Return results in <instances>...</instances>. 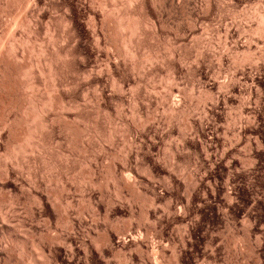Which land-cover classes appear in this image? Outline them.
<instances>
[{"label":"rangeland","instance_id":"obj_1","mask_svg":"<svg viewBox=\"0 0 264 264\" xmlns=\"http://www.w3.org/2000/svg\"><path fill=\"white\" fill-rule=\"evenodd\" d=\"M30 1H32V3ZM35 1H37V4H35ZM118 1L117 2L123 7L122 9H128L126 8L128 7V4L126 5L128 2L127 0ZM189 1H191V8L189 7L188 9L187 7L190 5H186V0H174V10L167 8L165 15L163 12H160L161 14L157 12L161 11V9L156 6L159 4L156 3L158 0H143V3H147L145 5L147 7L149 6L151 16L149 22L151 25H148V28L146 26L145 33L142 35V37L144 36L143 38L140 35L142 32H139L141 39H138L139 36L137 34L136 36L138 37H134L133 40L138 39L141 41L140 44L138 43L141 45L140 48L138 45L139 52L141 51L140 55L144 53L143 56L147 58L146 55L151 54L149 56L153 57L152 55L155 56L157 52L160 56L166 57V59L160 60L153 57L156 60L154 61L153 59L151 63V58H148L146 62L143 61V56L137 58L139 59L138 61L136 59L135 62L131 60V57L128 56L129 53L127 52L129 50L127 48L131 49L130 47H133L136 43L132 45L130 41H127L128 39H126L127 42L124 43L123 41L126 36L125 38L121 36L124 38L123 41L121 37L120 40L119 38L117 39V46L119 48L116 50L109 49L110 51H107V49L110 48L107 46H103L105 49L101 47L99 50L95 44L96 40H94L87 31V23L89 24L87 10L91 3L93 6L96 4V2L94 4V0H29V5H32L34 8L32 11L31 6H29L31 12L29 8L28 10L32 13L31 15L34 14V21L36 18L34 24L36 25L38 22L36 25L37 28L33 24L37 33L30 30L31 28L29 26L27 27L25 23H22L23 21L21 22V15L23 14L19 15V12L23 13L25 11L20 10L19 7L11 3L9 4L10 0H0V50H2V48H10L8 42H13L14 37V39H19L24 43H22L21 48L17 51V58H15L16 56L14 58L12 57L14 62L12 60V62H10L11 64L15 62V64H17L18 62L20 67L22 64L34 68V63L39 57V52L37 53L38 48L41 46L43 48L47 47L44 49L47 50V52H51H48V54L46 52L48 58L50 57V60L56 62L54 64L56 66L59 61L58 66L60 65V67H55L60 71L59 76L63 75L61 80L63 82L67 81L64 83L65 85L66 83L69 85L68 90L66 88V92H64V97L67 101L69 100V102H71V99L72 102L73 100L80 101L83 94L87 92V88H91L92 85L97 83L96 81H98V78L96 77L98 70L99 72L102 71L101 74L105 78H99V80H101V82L99 81V83H101L99 85L100 88L102 87V90H106L103 91L106 93L104 94V101H106L102 104H104L103 108L106 107L105 109L108 112L110 109V112L108 113L102 108L103 112L101 110L102 113L99 114L100 121H98V129L106 135H109V132L114 126L116 127H114V129H117L116 132H114L115 141H113L111 149L109 148L111 143L109 144V141H107V150L101 151V157L99 155L101 160L99 159L98 161L101 163H98L99 165L97 168L99 167L98 170L100 169L99 171H102V174H100L102 176V181L106 178L103 179V177L107 175L110 162L109 158L112 152L118 154H116L118 160L127 156L130 158V164L126 167L123 163L124 167L120 163L123 160H120V162L117 161L120 164L117 163V167L119 168H116L117 174L120 172L118 175L120 178L118 177V179L123 181L122 183L118 180L119 183L123 185L121 192L116 189V186L114 187L111 181L109 183L106 180L103 181L102 183L104 184L96 186L97 189L95 187H90L88 189L86 185L88 191L86 203L88 205L85 204L89 210L88 202L91 201V211L89 210V213L86 209V217L84 216V218L79 219L81 217H77L79 216L77 215L78 213H76L77 210L73 208L74 210H72L74 212L71 210V214L73 213L71 216L72 219L74 218L75 228L68 229L57 219H53L51 223L44 221L43 216L40 217L44 212L42 211L43 213L39 214L37 203L33 201L34 198L32 197L31 199L29 198V201H31L30 203L33 206L32 209H35L37 222L36 220L34 221V219L33 221L35 224L37 223V227L31 224L26 225L22 222L30 216L28 205H23L24 200H22L21 206L18 205L15 207V209L17 208L16 211L14 210L15 212L13 209H10V199H14L15 192L20 194L18 188H23L26 193H29L28 189L30 188L27 184V170L23 171V168L20 166L21 169L17 167L15 162L22 163L23 157L19 155V158H16L15 156L16 160L11 157L10 160L15 162L16 165L14 162L13 164L16 168L14 167L12 171L14 174L11 173L13 177L10 178V181L7 183L8 185L2 182V179L5 178L3 173L5 169L0 167V246L8 251H10L11 248L15 249L14 255H11L12 260L10 264H33L35 261H33L34 258L32 259L31 251H38L41 246H48L49 243H51L50 239H53L55 236H60L67 240L64 242H62L63 240L58 241L62 243H60L59 246L56 245V247L62 251V254L65 253L66 250L67 256H70L72 247H69L74 244L72 250H76L75 253L77 258H82L83 254L80 249H82V247L84 248L85 244L93 243V240H96L101 231L104 232V230L108 229L110 231H119L115 239L114 248L117 252L119 251L118 249L121 251L118 253L114 251L112 253L111 249H105V258L111 260L109 264H132V262L133 264H156V258L160 255L155 254L157 251L156 248L153 247H155V245H163L165 242L166 243L163 245L165 247L163 251L164 256L166 255L165 258H163L164 264H175L176 261H179L181 264H204L203 262L206 261L208 262L205 264H264V31H255L261 22V17L258 14L264 12V0L261 2L257 0H216L215 9L213 8L214 10L212 9L209 14H205L207 18L204 17V11L206 9L203 2L205 0ZM195 2H197V4ZM258 3H260V5ZM132 4L133 7H135V2L133 3L132 1ZM155 6L159 9H157V13L155 12ZM37 7L39 8L37 9ZM84 7H86V9ZM138 8L139 7L136 6L131 9L142 12L141 9ZM190 10L193 13H191ZM162 13L165 16H163ZM199 14L201 15L199 18L200 20L198 19L200 16ZM196 18L200 22L202 20L201 18H204L205 21L202 20L200 23ZM37 19L40 20L37 21ZM192 22L194 23L193 25ZM154 25H156V27ZM191 25L192 27L195 25L197 30H200L195 32L194 35H197L196 37H194L193 34L190 35V38L193 36L194 39L192 40L194 41L188 37L191 32L189 31ZM227 26H229L228 28L231 27V30L234 28V30H232L234 38L232 36H229L230 38L227 36ZM185 31L186 33H184ZM198 32L199 36L197 34ZM187 33L189 39L185 37ZM106 36L104 40L108 42L110 37H108V35ZM64 37H66L65 40H67L65 44L62 39ZM126 43L130 45L127 47ZM199 44L205 47H200L202 50L204 49L203 52L199 51V46H201ZM248 46H251L252 54L249 53ZM30 51L33 52L30 53ZM57 52L59 54L61 53L62 56L69 54V56H67L68 59L65 58V61L63 59L64 57L61 55L59 56ZM107 52L109 54H107ZM110 53L112 55H110ZM170 53H174L176 57L170 58ZM34 54L35 56H33ZM106 54L109 55L111 59H109ZM245 54H256V56H258V61L240 64L242 60L239 59V61L238 58L242 59ZM60 57L62 58L60 59ZM221 57H223V63L220 61ZM57 59L60 60L57 61ZM29 63H33L32 66ZM132 63L137 66L134 65L133 67ZM9 64H7V68H9ZM108 65L112 67L110 72L108 70L109 67H107ZM25 67L24 70L27 69V67ZM12 70L13 65L12 69H9V71L12 72ZM88 71L91 73H88ZM172 71L175 72V76ZM87 74H91L92 78L90 80L86 79ZM172 75L178 80L177 83L172 81ZM112 76L116 77L121 86H124V91L128 88L125 91L128 97L130 96V93L128 94V92H130V87L132 88L130 90H134L133 86L140 82L143 83L142 87L148 86V93L151 92L148 97H151L154 92H156L153 96H157L159 99L165 97V93L166 96L169 95V91H176L180 97L175 96L177 95L176 93L173 96L175 100L178 98L180 99V109L182 108L183 114L181 111L180 113L182 115L180 114V117L178 116V118L172 119L169 116L170 114L168 115L169 112L167 113L166 108L171 102H175L173 97L167 100L170 102L167 105L165 104L167 101L162 102L160 99L158 101L157 97H155L156 100L151 101L154 98L151 97L152 99H150V101L146 99L149 103L144 99L143 101L148 104L146 105L145 102L143 103L142 101L141 104L137 106L138 109L136 105L134 106L126 100L125 107H123V110H120L122 115L120 113L117 115V111H119L118 107L120 108V101L116 97H114V99L111 96V84H113ZM44 78H46V80H44L45 82L50 83L47 77ZM0 80L1 86V74ZM47 83H43L42 86L44 87ZM154 84L156 85V91H154V89L153 92L151 88L154 87ZM104 86L105 89H103ZM43 87L41 88V94L44 93L43 95L45 96L49 95L46 91L47 85ZM157 90L159 92H157ZM208 90L214 91V93ZM141 92V96L146 97V95H148L145 90ZM158 95H160V97ZM7 97H9V95H7ZM7 97L5 92L0 91V135L3 134L0 138V162L12 164L11 161L8 160L9 158H6L7 154H5V146H8L7 144L9 143V126H6L8 124L6 121L9 111H5V107L4 110H1V108L3 109V105L6 106V104L3 103H7V100H5V98L8 99ZM184 98L185 100H183ZM111 99H114V101H111ZM171 99L174 102L171 101ZM115 100L118 101L116 102ZM22 102L21 103L25 106V102L23 100ZM115 102H119L118 106ZM215 102L217 104H215ZM162 103L165 105H162ZM16 111L17 110H14L10 116L13 117L17 112V114L20 113ZM87 112H89V116ZM90 112L91 111H86L87 114L84 112L85 115L83 113L85 116L84 118L82 115L84 121H82L81 118H75V120L79 119L82 124H92L93 126V123H95V114H93V111ZM150 114L151 116H155L156 119L158 118L157 121L154 119V122L152 119H149L148 115ZM71 117L73 119V114ZM139 117H142L143 120L147 119L148 121H145L146 127L136 130V128L131 125V122L134 119L138 121L137 119H139ZM89 118L90 120H88ZM188 118L190 121L192 120V124L194 123L193 125L196 127L193 129L194 131H190L189 126H186L188 127L187 130L184 125V123H186V125L187 123H191ZM127 125L130 126V129ZM125 126L127 127L125 128ZM127 129L130 130L129 133L133 141H131V138H128L129 140L126 139ZM53 132L51 133L53 134V138L50 136L52 140L49 143V158L52 163L55 164L56 162L55 165L58 167L56 173L65 174V170L67 169L68 171L69 169V174L72 172L76 174V170H80L78 168L80 167L79 164L81 165V163L85 161H83L80 152L78 153L75 151L79 150V143L71 141L69 142L71 144H69L68 141L70 140L67 139L69 136L66 135L67 133L63 128L56 127ZM183 133L186 136H184ZM182 135L184 137H182ZM94 141L95 140H93L91 145L93 153L99 149V143L97 141L95 143ZM93 146L96 150L93 149ZM173 152H176L174 155L176 156L175 158L172 155ZM76 153L78 154L76 155ZM65 155L70 157L68 165H71L68 166V168H66L65 164ZM93 165H95V163H93ZM73 166H77L76 169ZM120 168H122V170ZM84 169L86 170L87 167ZM194 169L197 171V179L199 181L197 184L198 187H196L190 199L189 191L187 190L191 189L192 186L190 185L192 184L187 180V175ZM88 170L89 168L86 172ZM63 171L64 173H61ZM123 171L125 172L123 173ZM169 171H171V173ZM78 173L80 174V172ZM124 174L130 176L128 177V181H126V176V180H124L129 182L130 185L136 186L133 187L135 189H133L129 183L124 185ZM78 176L80 177V175ZM44 183H46V181L41 183L42 188H45L46 184L44 185ZM78 184V181L72 183V185L76 187ZM186 185H189V188ZM51 186L53 188L56 187L55 183H51ZM75 186H73V192L77 194L78 192H76ZM78 196L79 194L75 196V207L77 205L76 198H78ZM88 199H90V201ZM93 208H95V210ZM92 210L97 211L100 218L98 217L96 218L97 220H95L92 215ZM146 210L149 213L153 211L150 214L151 216L148 215L150 219L152 218L151 220L147 218L148 216L145 217L144 213L147 212ZM14 213L17 214L15 215ZM98 220L100 221L98 222ZM163 231L165 233H163ZM177 235L183 237L184 241L178 242L174 247L173 243L169 241V238L172 236L171 238L177 239V237H179ZM141 237L145 239L144 242L150 243H148L150 247V249H148L147 243L145 244L143 242V249L145 251L143 252L145 254L143 252V254H141L144 255V259L143 256L141 257L139 253L140 250L137 247V245L139 246L138 241H140L137 239ZM162 237L164 239H162ZM132 241H137V245L136 243L134 244V242L132 244ZM137 249L138 252H135ZM22 250L23 256L20 255ZM174 251L175 255L177 254L176 256H174ZM130 256L132 259L129 261ZM140 257L142 260H140ZM204 257L206 261L203 260ZM40 260H42L41 257ZM105 261L107 262V260ZM100 264L107 263L100 262Z\"/></svg>","mask_w":264,"mask_h":264},{"label":"bare ground","instance_id":"obj_2","mask_svg":"<svg viewBox=\"0 0 264 264\" xmlns=\"http://www.w3.org/2000/svg\"><path fill=\"white\" fill-rule=\"evenodd\" d=\"M118 0H94V4H95V2H96V6L94 5L93 6V4L91 3L90 4V6H88V16L87 17H89L88 19H89V24L87 23V25H88V27H87V31L89 32V34L91 35V37H93L94 38V40H96V45H97V47L99 48V50L101 49V47H105V46H107V47H110V48H108L107 49V51H110L109 49H114V50H116L117 48H119L118 46H117V39L119 38V40H120V37L121 36H124V38H125V36H126V38L124 39L123 37H121V39H122V41H123V39H124V43L125 42H131L132 43V45H134L135 43H136V45H134L133 47L131 46L130 48L131 49H129V48H127L128 50H125V51H128L127 53H129V55L128 56H130L131 57V60L133 61L134 60V62H135V59L138 61L139 59H137V58H139V57H141V56H143L144 55V53L143 54H141L140 55V53H141V51L139 52V48H140V46L141 45H139L140 43H141V41H139L141 38H140V36H139V32H142V34H140L141 35V37H142V35L145 33L144 31H145V28H146V26H147V28H148V25H151L150 24V22H149V18L151 17L150 16V11H149V6L147 7L145 4H147V3H143V0L141 1V0H127L128 2L126 3V1H125V3H126V5L128 4V7H126V8H128L127 10L125 9H122L123 7L121 6V4L120 3H118L117 2ZM132 1H133V3L135 2V7L136 6H138L139 8L138 9H141V11L142 12H140L139 10L137 11L136 9H131V8H135V7H133V4H132ZM203 1V0H202ZM215 1L216 0H205L203 3H204V7H205V11H206V13H205V11H204V17L207 15V14H209V12L210 11H212V9L215 7ZM258 2H261L262 0H257ZM256 1V2H257ZM31 3H32V1H30ZM34 2V1H33ZM37 1H35V4H37L36 3ZM191 1H189V0H186V5H190L191 3H190ZM192 2H193V0H192ZM217 2V1H216ZM12 4V5H14V6H17V7H19L20 8V10H23V11H25V12H23V13H21V12H19V10H18V12L20 13L19 15H21V14H23V15H21L22 16V19H21V22L22 23H25V25L28 27H30L31 29L30 30H32L33 32H36V29H35V26L37 25V23H36V25L34 24L35 23V21H36V18H35V21H34V17H33V15H31L32 13H30L31 12V8H32V11H33V8L34 7H32V5H29L30 3H29V0H10V2H9V4ZM158 5H156L157 7H159L160 9H161V11H157V7L155 6V12L157 11V12H163V13H165V15H166V10H167V8H170L171 10L174 8V4H175V2H174V0H158V2H156ZM196 4H197V2H195ZM34 4V3H33ZM123 4H124V2H123ZM154 4V3H153ZM152 4V5H153ZM259 5H260V3H258ZM40 5V4H39ZM92 5V6H91ZM131 5V6H130ZM150 5V4H149ZM9 6V5H8ZM11 6V5H10ZM29 6H31V8H29ZM121 6V7H120ZM154 6V5H153ZM203 6V5H202ZM16 7V8H17ZM110 7V8H109ZM125 7V6H124ZM131 7V8H130ZM177 7V6H176ZM189 7L191 8V5L190 6H188L187 8L189 9ZM193 7V6H192ZM15 8V7H14ZM28 8H29V10H30V12H29V10H28ZM35 8H36V5H35ZM39 7H37V9H38ZM85 9H86V7H84ZM109 8V9H108ZM152 8H154V7H152ZM8 9V8H7ZM184 9V8H183ZM215 9V8H214ZM213 9V10H214ZM137 12H136V11ZM159 10V9H158ZM169 10V9H168ZM174 10V9H173ZM177 11V10H176ZM10 12H12V11H10ZM86 12V11H85ZM156 12V13H157ZM175 12V11H174ZM190 12H191V10H190ZM189 12V13H190ZM256 12V11H255ZM263 12V11H262ZM9 13V12H8ZM36 13V12H35ZM163 13H162V15H163ZM191 13H193V12H191ZM203 13V12H202ZM259 13V12H258ZM10 14V13H9ZM152 14V13H151ZM161 14V13H160ZM206 14V15H205ZM247 14V13H246ZM155 15V14H154ZM154 15H152V16H154ZM165 15H163V16H165ZM189 15V14H188ZM200 15V14H199ZM244 15V14H243ZM260 17H261V22L259 23V26H258V28H256L255 29V31L257 30V31H264V12L263 13H260V14H258ZM17 16V15H16ZM170 16V15H169ZM202 16H203V14H202ZM244 16H246V15H244ZM256 16V15H255ZM145 17V18H144ZM197 17V16H196ZM201 17V15L198 17V19ZM63 18V17H62ZM161 18V17H160ZM205 18H207V17H205ZM17 19V18H16ZM152 19V18H151ZM150 19V20H151ZM167 19V18H166ZM197 19V18H196ZM197 19V20H198ZM202 20H204V18H201ZM38 20H40V19H37V21ZM76 20V19H75ZM154 20V19H153ZM152 20V21H153ZM191 20V19H190ZM196 20V21H197ZM200 20V19H199ZM198 20V21H199ZM202 20H201V22H202ZM87 21V20H86ZM197 21V22H198ZM205 21V20H204ZM260 21V20H259ZM162 22V21H161ZM200 22V21H199ZM200 22V23H201ZM257 22V21H256ZM152 23V22H151ZM155 23V22H154ZM153 23V24H154ZM35 26H34V25ZM194 23L192 22V25H193ZM192 25H191V29L189 30V31H191L190 32V34H189V36H188V33L186 34V38H190V35H194L195 34V32H197V31H200L199 29L197 30V28L195 27V25H194V27H192ZM200 25V24H199ZM155 27H156V25H154ZM8 27V26H7ZM201 27V26H200ZM229 26H227V36L229 37V36H232L233 38H234V36H233V34H232V30H234V28L231 30L230 28H228ZM233 27V26H232ZM36 28H37V26H36ZM86 28V27H85ZM185 28V27H184ZM203 29V28H202ZM50 30V29H49ZM147 30V29H146ZM156 30V29H155ZM186 30V29H185ZM76 31H77V29H76ZM187 31V30H186ZM186 31L184 32V33H186ZM56 32V31H55ZM87 32V33H88ZM149 32V31H148ZM154 32V31H153ZM183 32V31H182ZM235 32V31H234ZM254 32V31H253ZM37 33V32H36ZM147 33V32H146ZM183 33V34H184ZM236 33V32H235ZM138 34V36H136ZM198 34V36H199V32L197 33ZM232 34V35H231ZM55 35V34H54ZM106 35H108V37H110V40L107 42V41H105L104 40V38H105V36ZM234 35H236V34H234ZM188 36V37H187ZM197 36V35H196ZM195 35H194V37H196ZM58 37V36H57ZM90 37V38H91ZM107 37V36H106ZM134 37H138V39H134L135 40V42H134V40H133V38ZM144 37V36H143ZM142 37V38H143ZM182 37V36H181ZM15 38V37H14ZM13 38V42L12 41H10V42H8L9 43V46H10V48L8 49H3L2 48V50H0V74H1V77H2V84H1V86H0V91H3V92H5L6 93V97H7V95H9V97H7L8 99H6L5 98V100H7V103H3V104H6V106H8V107H6L5 105H3V109L1 108V110H4L5 108H6V110L5 111H9V115H8V117H7V121L6 122H8V124L6 125V126H9V134H8V136H9V143L7 144L8 146H5V151H6V153L5 154H7V159L8 160H10V158L12 157V158H14L15 160H16V158L19 156V155H21L22 157V163H18L17 161H15L16 162V164H17V167H22L23 168V171L24 170H27V175H28V187H30L28 190H29V193L27 194L26 192H25V190H23V188H18V191L20 192V194H17L16 192H15V197H13L14 199H10V201H11V208L10 209H13V211L15 210H17V208L15 209V207H17L18 205H20L21 206V202H22V200H24V202H23V205L24 206H26V205H28V208H29V213H30V216L28 217V218H26V219H24L22 222L24 223V224H31V225H34V226H36L37 225V223L35 224V220L37 219V217H35V209L33 208L32 209V205H31V201H29V198L31 199V197L32 198H34V200L33 201H36V205L38 206V212H39V214H41V213H43V215H40V217H42L43 216V218H44V221H46L47 223H51V221L53 220V219H57V220H59V222H61L62 223V225L64 226V227H66V228H68V229H72V228H75L74 226H75V222H74V218L72 219V216L71 215H73V213L71 214V210L73 209V208H76V213H78L77 215H79V216H77L78 218L79 217H81V218H79V219H82V218H84V216H85V213H86V211L88 210L87 208L88 207H86V200H87V197H88V191H87V186H88V189L90 188V187H95L96 188V186H99V185H102V184H104V183H102L103 181H108V183L111 181V183L113 182V185H114V187L116 186V189H118V191L119 192H121V188H122V183H123V181L122 180H120V179H118V175L120 174V172H118L119 174H117V171H116V168H119V167H117V163L119 164V162H120V160H123L122 162H120L121 164L123 163L124 165H125V167L128 165V164H130L129 162H130V158L127 156V157H124V158H120V160H118V154L116 155L114 152H112L111 154H110V162H109V166H110V172H109V166H108V169H107V171L109 172H107V175H103L104 177H103V179L105 178V180H103L102 181V176L100 175V174H102L99 170H98V168H97V166L101 163H99V159H100V157H101V151H105V150H107V145H106V142L107 141H109V144L111 143V146L109 147L110 149H111V147L113 146V141H115L114 140V132H116V130L117 129H114V127L112 128V130L109 132V135H106V134H104V133H102L101 132V130H99L98 129V121H100V119H99V114L100 113H102L103 112V110L106 108H103L104 106V104H102V103H105V101H104V94H106L105 92H103V91H106V90H102V87L100 88V85L99 84H101V83H99V81L101 82V80H99V78H105L102 74H101V72L102 71H100L99 72V70H98V73H97V77L96 78H98V81H96L97 83H93L94 85H92V87L90 88H87L88 90H87V92L86 93H82L83 94V96H82V99L80 100V101H75V100H73V102H72V99H71V102H69V100L67 101L66 99H65V97H64V92H66V88H67V90H68V84L66 83V85H65V83L64 82H67V81H62L61 80V77L63 78V75H60L59 76V72L60 71H58L57 70V68H59L60 67V65L58 66V63H59V61L58 60H60L62 57H64L63 59L65 60V58H67V56H69V54H65V55H61V53L59 54L58 52V54H59V56L61 55L62 57H60V59H57V61H58V63H57V66L56 65H54L56 62H54V61H52V60H50L49 58H48V56H47V54H48V52H50V51H48L47 52V50H45L42 46L40 47V48H38V51H37V53L39 52V57L37 58V60L35 61V63H34V65H35V67L34 68H32V67H27V65H25L26 67H27V69H25L24 70V65H22L21 64V67H20V65H18V62H17V64H11L10 62H12V57L14 58L16 55H17V51H18V49H20L21 48V46H22V41H20L19 39H14ZM56 38V37H55ZM65 38L66 37H64V38H62L63 40H64V44H65V41L67 42V40H65ZM68 38V37H67ZM188 38V39H189ZM230 38V37H229ZM26 39V38H25ZM61 39V38H60ZM69 39V38H68ZM106 39V38H105ZM126 39H128L127 41H126ZM191 40L192 39H194L193 38V36L190 38ZM24 41H26V40H24ZM29 41V40H28ZM192 41H194V40H192ZM119 42V41H118ZM38 43V42H37ZM58 43V42H57ZM134 43V44H133ZM139 43V44H138ZM24 44V43H23ZM29 44V43H28ZM28 44H27V46H28ZM51 44V43H50ZM59 44V43H58ZM57 44V45H58ZM61 44V43H60ZM123 44V43H122ZM127 44V47L130 45V44H128V43H126ZM41 45V44H40ZM118 45H119V43H118ZM138 45H139V48H138ZM198 45V44H197ZM199 45H201V44H199ZM203 45H204V43H203ZM203 45H201V46H199V48L200 47H202ZM206 45V44H205ZM226 45V44H225ZM59 46V45H58ZM228 46V45H227ZM2 47H4V46H2ZM103 47V48H104ZM26 48V47H25ZM34 48V47H33ZM124 48V47H123ZM202 48H205V47H202ZM202 48H200V50L199 51H204V49L202 50ZM228 48V47H227ZM248 48V51H249V53H251V51H252V49H251V46H248L247 47ZM35 49V48H34ZM49 49V48H48ZM105 49V48H104ZM126 49V48H125ZM29 50V49H28ZM33 50V49H32ZM103 51V50H102ZM31 52H33V51H30V53ZM46 52H47V54H46ZM100 52V51H99ZM111 52H112V50H111ZM114 52V51H113ZM122 52V51H121ZM16 53V54H15ZM51 53V52H50ZM116 53V52H115ZM201 53V52H200ZM107 54H109L108 52H107ZM106 54V55H107ZM126 54V53H125ZM156 54H157V52H156ZM155 54V56L154 55H152L153 57H156V59L157 60H160V59H166V57H164V56H160L159 54H157L156 55ZM171 55H169V57L171 58H174V57H176V56H174V53L172 54V53H170ZM202 54V53H201ZM200 54V55H201ZM252 54V53H251ZM251 54H245V56H243L242 57V59L241 58H238V60L240 59V60H242V62L240 61V64L241 63H246V62H254V61H258V56H256V54L255 55H251ZM55 55H57V54H55ZM100 55V54H99ZM110 55H112L111 53H110ZM124 55V54H123ZM149 55H151V54H147L146 56H147V58L145 57V56H143V61H146L148 58H151V63L153 62L152 60L154 59V61L156 60L155 58H153V57H151V56H149ZM176 55V54H175ZM30 56V55H29ZM33 56H35V54L33 55ZM59 56H58V58H59ZM108 57H109V59H111L110 58V56L109 55H107ZM114 56V55H113ZM127 56V57H128ZM25 57V56H24ZM51 57H52V55H51ZM75 57V56H74ZM102 57V56H101ZM125 57V56H124ZM145 57V58H144ZM15 58H17V56L15 57ZM20 58V57H19ZM31 58V57H30ZM68 59V58H67ZM108 59V58H107ZM129 59V58H128ZM140 59H142V58H140ZM181 59V58H180ZM223 57H221V59H220V61L222 62L223 60ZM24 60V59H23ZM26 60V59H25ZM130 60V61H131ZM150 60V59H149ZM16 61H17V59H16ZM66 61V60H65ZM65 61H63V62H65ZM142 61V62H143ZM161 61H164V60H161ZM160 61V62H161ZM13 62H14V60H13ZM147 62V61H146ZM145 62V63H146ZM150 62V61H149ZM185 62V61H184ZM10 63V64H9ZM141 63V62H140ZM181 63V62H180ZM223 63V62H222ZM7 64H9L8 66H9V68H7ZM30 64V63H29ZM33 64V63H32ZM32 64H30L31 66H32ZM137 64V63H136ZM175 64V63H174ZM239 64V63H238ZM12 65H13V70H12V72H10L9 71V69H12ZM135 65V64H134ZM134 65H133V63H132V66L134 67ZM11 66V67H10ZM22 66H24V67H22ZM57 68H56V67ZM135 66H137V65H135ZM143 66V65H142ZM25 67V68H26ZM107 67H109L108 68V70H109V72L112 70V67H111V65H108ZM144 67V66H143ZM142 67V68H143ZM176 67V66H175ZM174 67V68H175ZM183 67V66H182ZM31 68V69H30ZM173 68V67H172ZM61 69V68H60ZM132 69H134V68H132ZM94 70H95V68H94ZM143 70H144V68H143ZM178 70V69H177ZM174 71V70H173ZM172 71V73H173V75L175 76L176 74H175V72H173ZM66 73V72H65ZM88 73H91V72H89L88 71ZM104 73V72H103ZM177 73V72H176ZM94 74V73H93ZM143 74V73H142ZM85 75H86V73H85ZM173 75L171 76L172 77V81H174V82H176L177 83V79H176V77H173ZM93 76V75H92ZM103 76V77H102ZM44 77H47V79L48 80H50V83H47V82H45L44 80H46V78H44ZM170 77V78H171ZM92 77H91V74H87V80H90ZM83 79H84V77H83ZM47 80V81H48ZM141 80V79H140ZM139 80V81H140ZM170 80V79H169ZM1 81V80H0ZM112 83L113 84H111L112 86H111V90L112 91H110V92H112V97L114 98V97H116L119 101H120V108L118 107V109H119V111H117V115H119L118 113H120L121 115H122V113L120 112V110L122 109L123 110V107H125V102H126V100L128 101V102H130V103H132L134 106L136 105V108H137V106H139L140 104H141V102L145 99H147V100H149L150 101V99H152L151 97H154L153 95L154 94H156V92H154V91H156V89H155V84H154V87H152L151 88V91H153L154 89V94H153V92H152V96L151 97H148L149 96V94H151V92L150 93H148V86H144V87H142V84L143 83H137L135 86H133L132 84V86H133V89L134 90H130V89H132L130 86V89H129V91L130 92H128V94L130 95L129 97L128 96H126V90L128 89H126L125 91H124V86H121V84H120V82H118L117 81V79H116V77H114V76H112ZM173 82V83H174ZM43 83L45 84V83H47L46 85H47V93H49V95H46V96H48V97H46L45 95H43L44 93H42L41 94V88L43 87L42 85H43ZM50 84V85H49ZM153 84V83H152ZM45 85V86H46ZM123 85V84H122ZM170 85V84H169ZM42 86V87H41ZM44 86V87H45ZM91 86V85H90ZM175 86H178V85H175ZM174 86V87H175ZM43 87V88H44ZM151 87V86H150ZM141 88H144V89H141ZM157 88V87H156ZM171 88V87H170ZM103 89H105V86L103 87ZM174 89V88H173ZM177 89H178V87H177ZM45 90V89H44ZM147 91V93H148V95H146V97H144V96H141L142 95V92L141 91ZM170 90V89H169ZM168 90V91H169ZM171 90H172V88H171ZM179 90V89H178ZM86 91V90H85ZM85 91H83V92H85ZM208 91H210V92H212L211 90H208ZM110 92H109V94H110ZM157 92H159L158 90H157ZM162 92V91H161ZM174 94H173V93ZM169 91V95H167L166 96V93H165V97H162V98H159L162 102L164 101V102H166L167 100H170V97H173V100L175 101H173L172 99H171V101H173L174 103H170V102H166L165 104L167 105V104H169L168 106H167V113H168V115L170 116V118L172 119V118H178V116L180 117V112L182 111L181 109H180V105H181V103H180V99L178 98H176L177 100H175L174 99V96L173 95H175V93H176V91ZM46 93V94H47ZM81 93V92H80ZM144 93V92H143ZM185 93V92H184ZM208 93V92H207ZM212 93H214V91L212 92ZM211 93V94H212ZM4 94V93H3ZM141 94V95H140ZM177 94V93H176ZM210 94V93H209ZM144 95H145V93H144ZM77 96V95H76ZM107 96V95H106ZM159 97H160V95H158ZM175 96H179L180 97V95H175ZM194 96V95H193ZM212 96V95H211ZM220 96V95H219ZM45 97H46V99H45ZM144 97V98H143ZM155 97H157V96H155ZM154 97V98H155ZM20 98V99H19ZM152 99L151 101H153V100H156V98L155 99ZM191 98V97H190ZM207 98V97H206ZM213 98H214V96H213ZM74 99V98H73ZM115 99V98H114ZM114 99L112 100L111 99V101H114ZM157 99H158V97H157ZM159 99H158V101H159ZM203 99V98H202ZM20 100H21V102H22V100L25 102V106H24V104H22L21 102H20ZM117 100V101H118ZM146 100V101H147ZM182 100V99H181ZM183 100H185V98L183 99ZM183 100H182V102H183ZM206 100V99H205ZM208 100V99H207ZM210 100V99H209ZM218 100H220V99H218ZM116 101V100H115ZM116 101V102H117ZM149 101H147L148 103H149ZM217 101V100H216ZM6 102V101H5ZM115 102V103H116ZM127 102V103H128ZM145 101H143V103H144ZM185 102V101H184ZM199 102V101H198ZM200 102L202 103V101L200 100ZM219 102V101H218ZM107 103V102H106ZM142 103V104H143ZM147 103V104H148ZM161 103V102H160ZM117 104V106H118V104H119V102L118 103H116ZM145 104H146V102H145ZM146 104V105H147ZM164 103H162V105H163ZM164 104V105H165ZM183 104V103H182ZM215 104H217L216 102H215ZM27 105V106H26ZM161 105V104H160ZM220 105V104H219ZM219 105H217V106H219ZM116 106V107H117ZM150 106V105H149ZM5 107V108H4ZM151 107V106H150ZM166 107V106H165ZM199 107V106H198ZM220 107V106H219ZM102 108H103V110H102ZM135 108V107H134ZM164 108V107H163ZM109 109V108H108ZM117 109V110H118ZM138 109V108H137ZM158 109V108H157ZM184 109V108H183ZM14 110H17V111H19L20 113L19 114H14V116L13 117H11L10 115H11V113L14 111ZM101 110H102V112H101ZM106 110V109H105ZM115 110H116V108H115ZM155 110V109H154ZM86 111H93V114H95L94 115V121H95V123H93L94 125L92 126V124H82V122L79 120V119H76L75 120V118H81V120L82 121H84L83 119L85 118V113H86ZM107 111V110H106ZM105 111V112H106ZM149 111V110H148ZM151 111V110H150ZM164 111L166 112V110H165V108H164ZM85 112V113H84ZM90 112V113H91ZM108 112V111H107ZM109 112H110V109H109ZM108 112V113H109ZM153 112V111H152ZM185 112V111H184ZM8 113V112H7ZM83 113H84V115H83ZM88 113V116H89V112H87ZM86 113V114H87ZM112 113V112H111ZM186 113V112H185ZM73 114V119H74V121H73V119H72V117H71V115ZM105 114V113H104ZM116 114V113H115ZM156 114V113H155ZM182 114H183V111H182ZM181 114V115H182ZM188 114V113H187ZM186 114V115H187ZM84 116V118H82L83 116ZM103 115V114H102ZM111 115V114H110ZM153 115V114H152ZM149 116V117H148ZM147 117L149 118V119H152L153 121H154V119L157 121V119L155 118V116H151V114L150 115H148ZM111 117V116H110ZM135 117V116H134ZM156 117H157V115H156ZM188 117H189V115H188ZM93 118V117H92ZM91 118V119H92ZM183 118V117H182ZM99 119V120H98ZM103 119V118H102ZM186 119V118H185ZM189 119V118H188ZM193 119V118H192ZM87 120V119H86ZM88 120H90V118L88 119ZM138 121H136V119H134L131 123V125H133L135 128H136V130L138 129H141V128H143V127H146V123H145V121H148L147 119L146 120H143L142 119V117H139V119H137ZM187 120V119H186ZM78 121V122H77ZM80 121V122H79ZM93 121V120H92ZM144 121V122H143ZM150 121V120H149ZM182 121H183V119H182ZM189 121H190V119H189ZM192 121V120H191ZM190 121V122H191ZM87 122V121H86ZM85 122V123H86ZM90 122V121H89ZM152 122V121H151ZM155 122V121H154ZM195 122V121H194ZM88 123V122H87ZM101 123H102V120H101ZM128 123V122H127ZM150 124V123H149ZM183 124V123H182ZM189 124V125H188ZM194 124V123H193ZM192 124V122L191 123H187V125H186V123H184V125H185V127L186 126H189V129H190V131L192 130V131H194L193 129L194 128H196L195 127V125H193ZM102 125V124H101ZM100 125V126H101ZM117 125V124H116ZM127 126H129V125H127ZM127 126H125V128L127 127ZM56 127H59V128H63L65 131H66V135H68L69 137L67 138V136H66V138L67 139H69L70 141H68V143L69 142H76V143H79V150H75V151H77L78 153L80 152V154H81V156H82V158H83V161L84 162H82L81 163V165L79 164V166L80 167H78L80 170L78 171V170H76V174L78 173V172H80V174L78 173L77 174V176L78 175H80V177L78 176H76V174H75V172H72V173H68L70 170L68 169V171H67V169L65 170L66 172H65V174H60V173H56V169L58 168L55 164H56V162H55V164L54 163H52L51 162V159L49 158L50 157V150H49V143H50V141L52 140V135L53 134H51L54 130H55V128ZM103 127V126H102ZM154 127V126H153ZM116 128V127H115ZM119 128V127H118ZM129 129H130V126L128 127ZM184 128V127H183ZM188 127H186V129H187ZM114 130V131H113ZM188 130V129H187ZM127 131V134H126V136H127V138L126 139H130L132 136H130L131 134L129 133V131L130 130H126ZM140 132V131H139ZM196 132V131H195ZM54 133V132H53ZM118 133V132H117ZM124 133V132H123ZM128 133H129V135H128ZM141 133V132H140ZM198 133V132H197ZM3 135V134H2ZM2 135H0V138H1V136ZM183 135H184V133H183ZM182 135V137H184V136H186V135H184L183 136ZM52 138H51V137ZM159 136V135H158ZM62 137V136H61ZM197 137V136H196ZM128 139V140H129ZM196 139V138H195ZM93 140H95L94 142L96 143V141L99 143L98 145V147H99V149H95V147L93 146V149L94 150H96V151H98V152H96V151H94V153H93V151H92V142H93ZM127 140V141H128ZM186 140V139H185ZM131 141H133L132 140V138H131ZM3 142V141H2ZM194 142V141H193ZM0 144H1V139H0ZM69 144H71V143H69ZM131 144V143H130ZM133 144V143H132ZM52 145H53V143H52ZM94 145V144H93ZM18 148H17V147ZM0 147H1V145H0ZM15 147V148H14ZM60 147V146H59ZM77 147V146H76ZM75 147V148H76ZM197 148V147H196ZM68 149V148H67ZM1 150V149H0ZM113 151V150H112ZM52 152V151H51ZM78 153H76V155L78 154ZM93 153V154H92ZM175 153L176 152H173V156L175 155ZM79 154V155H80ZM196 154V153H195ZM51 155H53V154H51ZM99 155H100V157H99ZM15 156H16V158H15ZM71 156V155H70ZM197 156V155H196ZM65 157H66V168H68V166H70V165H68L69 163H68V161L70 160L69 158V156L68 155H65ZM176 156H174V158H175ZM5 158V159H6ZM19 158V157H18ZM77 158V157H76ZM81 158V157H80ZM173 158V159H174ZM6 159V160H7ZM14 159H12V160H14ZM53 159V158H52ZM78 159V158H77ZM18 160V159H17ZM101 160V159H100ZM11 161V160H10ZM9 161V162H10ZM65 161H63V162H65ZM73 161V160H72ZM75 161V160H74ZM78 161H79V159H78ZM117 161H119V162H117ZM13 162L14 161H11V163L12 164H10V163H8V162H4V163H1V166L0 167H3L5 170H3V173H4V176H5V178H3L2 179V182L3 183H8L9 181H10V178L11 177H13V176H11V173H12V171H13V169H14V167H15V162H14V164H13ZM54 162V161H53ZM80 163V162H79ZM93 163H95V165H93ZM99 163V164H98ZM122 164V165H123ZM59 165V164H58ZM120 165V164H119ZM124 165H123V167H124ZM173 165V164H172ZM174 166V165H173ZM19 167V168H20ZM65 167V166H64ZM73 167H75V166H73ZM77 167V166H76ZM76 167H75V169H76ZM87 167V169L89 168V170L86 172V170L84 169V168H86ZM121 167V166H120ZM16 168V167H15ZM77 168V169H78ZM101 168V167H100ZM21 169V168H20ZM121 170H122V168H120ZM125 169V168H124ZM59 170V169H58ZM58 170H57V172H58ZM103 170V169H102ZM197 170V169H196ZM62 171V170H61ZM73 171V170H72ZM118 171H119V169H118ZM125 171H123V173H124ZM129 172V171H128ZM170 173H171V171H169ZM190 172V171H189ZM197 171H195V169L192 171L191 170V172L187 175V180H189L190 182H191V184L192 185H190V186H192L191 187V189H189V190H187V191H189V198L191 199L192 198V194H194V191L196 190V187H198L197 186V184H198V179H197V173H196ZM61 173H64V171L63 172H61ZM167 173V172H166ZM12 174H14V172L12 173ZM21 174V173H20ZM23 174V173H22ZM109 174V175H108ZM122 175V174H121ZM110 177V178H108V177ZM125 174H124V178H123V180L125 179ZM169 176V175H168ZM128 177H130V176H126V178H127V180L126 181H128L129 179H128ZM171 177V176H170ZM169 177V178H170ZM80 178V179H79ZM120 178V177H119ZM109 179V180H108ZM111 179V180H110ZM120 182H122L121 184L119 183V181ZM124 180V181H125ZM12 181V180H11ZM43 181H46V183H44V185H45V188H42L41 187V183H43ZM75 181H78L79 182V184H78V186L76 187L75 185H76V183H75V185H72V183L73 182H75ZM124 182L125 184L124 185H126L127 183H129V182ZM188 181V182H189ZM205 181V180H204ZM203 182V181H202ZM51 183H55V185H56V187L55 188H53L52 186H51ZM189 184V183H188ZM206 184H208V183H206ZM8 185V184H7ZM15 185V184H14ZM43 185V186H44ZM53 185V184H52ZM87 185V186H86ZM111 185V184H110ZM129 185H130V183H129ZM129 185H127V186H129ZM133 185H135V184H133ZM15 186H17V185H15ZM73 186H75V190H76V192H78L77 194H79V196H78V198H76L77 199V205H76V207H75V196L77 195L75 192H73ZM108 186V185H107ZM130 186H132V184L130 185ZM180 186V185H179ZM187 186V185H186ZM24 187V186H23ZM133 187H136V186H132V188ZM188 188H189V185L187 186ZM17 188V187H16ZM97 189V188H96ZM133 189H135V188H133ZM27 190V191H28ZM93 190V189H92ZM115 190V189H114ZM117 191V192H118ZM139 191V190H138ZM185 191V190H184ZM73 192V196L71 195V193ZM116 192V191H115ZM74 193H75V195H74ZM100 193V192H99ZM17 194V195H16ZM90 194V193H89ZM140 194V193H139ZM10 195V194H9ZM103 195V194H102ZM119 195V194H118ZM10 197V196H9ZM90 197V196H89ZM12 198V197H11ZM91 199V198H90ZM90 199H88L89 201H90ZM125 200V199H124ZM91 202V201H90ZM90 202H88L89 203V210L92 208L91 207V205H90ZM155 202V201H154ZM153 202V203H154ZM86 203V204H85ZM189 203V202H188ZM88 205V204H87ZM154 205V204H153ZM157 206V205H156ZM91 207V208H90ZM152 207V206H151ZM158 207V206H157ZM146 208V207H145ZM171 208V207H170ZM87 209V210H86ZM94 210H95V208H93ZM147 209V208H146ZM155 209V208H154ZM37 210V209H36ZM74 210V209H73ZM72 210V212H74ZM89 210H88V212H89ZM94 210H92V212H93V218L95 219V220H97L96 218H98L99 217V215H98V212L97 211H94ZM148 210V209H147ZM146 210V211H147ZM178 210V209H177ZM14 211V212H15ZM43 211V212H42ZM91 211V210H90ZM145 211V212H146ZM149 211V210H148ZM146 212L147 213V215H146V213H144L145 214V217L146 216H148V215H150L152 212L150 211V213L149 212ZM159 211V210H158ZM169 211V210H168ZM91 212V213H92ZM186 212V211H185ZM90 213V212H89ZM156 213V212H155ZM15 214V213H14ZM17 214V213H16ZM15 214V215H16ZM1 215V214H0ZM154 215V214H153ZM182 215V214H181ZM28 216V215H27ZM151 216V215H150ZM2 217V216H1ZM74 217V216H73ZM76 217V216H75ZM86 217V216H85ZM154 217V216H153ZM167 217V216H166ZM185 217V216H184ZM100 218V217H99ZM147 218H149V216L147 217ZM164 218V217H163ZM182 218V217H181ZM33 219H34V221H33ZM78 219V220H79ZM150 219V218H149ZM148 219V220H149ZM152 219V218H151ZM150 219V220H151ZM19 220V219H18ZM159 220H160V218H159ZM162 220V219H161ZM178 220V219H177ZM76 221V220H75ZM81 221H83V220H81ZM80 221V222H81ZM100 220H98V222H99ZM155 221V220H154ZM170 221V220H169ZM174 221V220H173ZM183 221V220H182ZM34 222V223H33ZM36 222H37V220H36ZM162 222V221H161ZM179 222V221H178ZM76 224H77V222H76ZM13 225V224H12ZM23 225V224H22ZM39 225V224H38ZM181 226H183V225H181ZM37 227V226H36ZM59 227V226H58ZM155 227V226H154ZM156 228V227H155ZM67 229V230H68ZM63 230V229H62ZM102 232V231H101ZM100 232V234L98 235V237L96 238V240L94 239L93 240V243H89V244H85V246H84V248L82 247V249H80L81 250V253L83 254V257L82 258H77L76 257V250L75 251H73L72 249H73V246H74V244L73 245H70V247L69 248H71L72 247V249L70 250L71 251V254H70V256H67V253H66V250H65V253H63L62 254V251L61 250H59L57 247H56V245H60V243H62V242H64V241H67L66 240V238H62V237H60V236H55V237H53V239H50V241H51V243H49V245L48 246H41L39 249H38V251L37 250H33V251H31L32 252V254H31V256H32V259H33V261H35L33 264H35V263H37V264H100V262H104V263H107V264H109L110 263V259L109 258H105V256H104V251H105V249H111L112 250V253L116 250L115 248H114V246H115V239H116V236L119 234V231L118 230H115V231H110L109 229L108 230H104V232H102L101 233ZM148 233H150V232H148ZM147 233V234H148ZM163 233H165L164 231H163ZM57 235V234H56ZM60 235V234H59ZM180 235V234H179ZM179 235H177V236H179ZM164 236V235H163ZM176 236V237H177ZM119 237V236H118ZM170 237V236H169ZM172 237V236H171ZM170 237V238H171ZM166 238V237H165ZM170 238H169V241L170 242H172L173 243V245H174V247L178 244V242H180V241H184V239H183V237H181V236H179V237H177V239H175V238H171V240H170ZM65 239V240H64ZM69 239V238H68ZM120 239V238H119ZM162 239H164L163 237H162ZM61 240H63L62 242H58V241H61ZM134 240H136V239H134ZM137 240H140V241H132V244H133V242H134V244L137 242L138 244H139V246L137 245V243H136V245H137V247H138V249L140 250L139 251V253L141 254L143 251H144V243L146 244L147 242H144V238L143 237H141V238H139V239H137ZM57 241V242H56ZM121 242V241H120ZM119 242V243H120ZM131 242V241H130ZM144 242V243H143ZM57 243V244H56ZM66 243V242H65ZM72 243V242H71ZM70 243V244H71ZM84 243V242H83ZM118 243V244H119ZM149 243V242H148ZM148 243H147V245H148ZM166 243V242H165ZM164 243V244H165ZM67 244V243H66ZM65 244V245H66ZM122 244V243H121ZM125 244V243H124ZM123 244V245H124ZM150 244V243H149ZM162 244H163V242H162ZM163 244V245H164ZM69 245V244H68ZM135 245V246H136ZM163 245H161L160 244V246H156L155 245V247H153V248H156V251L157 252H155V254L156 255H160V256H158V258H156V260H157V263L156 264H164V259L163 258H165V256H164V246ZM120 246V245H119ZM125 246V245H124ZM124 246H122V247H124ZM129 246V245H128ZM127 246V247H128ZM132 246V245H131ZM250 246V245H249ZM80 247V246H79ZM122 247H121V250H122ZM133 247V246H132ZM131 247V248H132ZM168 247V246H167ZM64 248V247H63ZM68 248V249H69ZM119 248V247H118ZM128 248H130V247H128ZM248 248V247H247ZM125 249V248H124ZM127 249V248H126ZM133 249V248H132ZM131 249V250H132ZM136 249V248H135ZM138 249L137 250H135V252H138ZM146 249V248H145ZM148 249H150V247H149V245H148ZM108 250V251H109ZM119 251H120V249H118ZM254 250V249H253ZM118 251V252H119ZM134 251V250H133ZM148 251V250H147ZM22 252V253H21ZM20 252V255L21 256H23L24 254H23V250ZM116 253H118L117 251H115ZM121 252V251H120ZM145 252V251H144ZM143 252V253H144ZM14 253H15V249H13V248H11V250L10 251H8L7 249H5V248H3L2 246H0V264H10V262H11V255L13 256L14 255ZM139 253H138V255H139ZM142 253V254H143ZM148 253V252H147ZM205 253V252H204ZM208 253V252H207ZM217 253V252H216ZM137 254V253H136ZM141 254V257L143 256V259H144V255H142ZM145 254V253H144ZM215 254V253H214ZM30 255V254H29ZM28 255V256H29ZM125 255V254H124ZM132 255V254H131ZM148 255V254H147ZM177 255V254H176ZM175 255V251H174V256H176ZM212 255V254H211ZM27 256V257H28ZM137 256V255H136ZM164 256V257H163ZM202 256H203V254H202ZM206 256V255H205ZM213 256V255H212ZM40 257H41V259L43 260V262H42V260H40ZM141 257H140V260H142L141 259ZM29 258H30V256H29ZM130 259H129V261L132 259L131 258V256L129 257ZM177 258H178V256H177ZM28 259V258H27ZM32 259H30V260H32ZM137 259H138V257H137ZM175 259H176V257H175ZM181 259V258H180ZM207 259H208V257H207ZM14 260V259H13ZM29 260V259H28ZM27 260V261H28ZM105 260H107V262L105 261ZM109 260V261H108ZM114 260V259H113ZM127 260V259H126ZM135 260V259H134ZM133 260V261H134ZM174 260V259H173ZM177 260H179V259H177ZM203 260H205L206 261V259H205V257H204V259ZM210 260V259H209ZM129 261H128V263H129ZM166 261V260H165ZM175 261V260H174ZM198 262H199V260H197ZM132 262V261H131ZM143 262V261H142ZM176 262H178V263H176ZM175 262V264H181V263H179V261H176ZM197 262V263H198ZM203 262V261H202ZM206 262H208V261H206ZM206 262H203L204 264L206 263ZM135 263V262H134ZM199 263H201V262H199ZM28 264H30V263H28ZM32 264V263H31ZM132 264H133V262H132ZM138 264V263H137Z\"/></svg>","mask_w":264,"mask_h":264}]
</instances>
